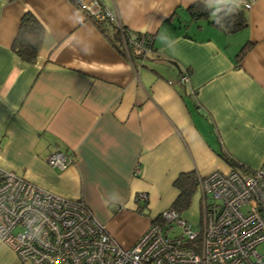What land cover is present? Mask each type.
Returning a JSON list of instances; mask_svg holds the SVG:
<instances>
[{"label": "crops", "instance_id": "obj_1", "mask_svg": "<svg viewBox=\"0 0 264 264\" xmlns=\"http://www.w3.org/2000/svg\"><path fill=\"white\" fill-rule=\"evenodd\" d=\"M100 1L123 28L153 37L142 66L129 61L121 34L123 53L68 0H0V168L82 201L130 247L172 205L179 174L232 170L220 151L248 172L262 167L264 0L232 34L212 17L190 21L192 0ZM25 13L45 32L35 64L11 49ZM55 148L72 156L63 171L45 162ZM0 264L31 263L0 241Z\"/></svg>", "mask_w": 264, "mask_h": 264}, {"label": "built area", "instance_id": "obj_2", "mask_svg": "<svg viewBox=\"0 0 264 264\" xmlns=\"http://www.w3.org/2000/svg\"><path fill=\"white\" fill-rule=\"evenodd\" d=\"M68 1L91 19L115 23L129 61L131 50L146 51L153 42L151 34L123 28L100 0ZM253 3L244 0L241 7ZM188 81L186 72L179 75V85ZM45 162L63 171L73 159L55 148ZM196 178L201 193L196 228L168 207L159 214L160 223H150L132 246L123 247L82 201L0 168V241L31 264H264L259 251L264 248V163L244 174L213 171ZM135 200H146V195L138 193ZM175 227L180 233L171 235Z\"/></svg>", "mask_w": 264, "mask_h": 264}, {"label": "trees", "instance_id": "obj_3", "mask_svg": "<svg viewBox=\"0 0 264 264\" xmlns=\"http://www.w3.org/2000/svg\"><path fill=\"white\" fill-rule=\"evenodd\" d=\"M213 7H221V5H209L208 9L206 10L205 6L200 4L199 2L193 3L187 8L189 20H209L212 17L210 23L222 29V31L226 34H232L240 30L241 28L246 27V17L244 15V9L242 7H240L233 15L227 18L224 27H221L213 22L214 17L211 14ZM92 21L97 26V28L105 34V36L109 37L114 47L118 49L117 43L120 37V32H118L116 25L113 22L105 19H92ZM109 28L113 30L114 35L112 34L108 36L107 31ZM124 33L125 36H127V33ZM44 37L45 32L42 25L31 13H25L20 19L19 28L16 36L13 39L11 49L21 62L26 64H35ZM152 44L153 42L150 44V46H148V49H146V51L138 50L136 52L135 50H131L132 61H136L137 64L142 66L143 60L152 50ZM121 53H123V50L121 51ZM243 54L244 49L240 51L238 58H241ZM181 73L182 72H180V74ZM218 155L227 165L232 168L233 171H241L245 173L248 172L244 166L240 165L235 160L230 158L225 152L220 151ZM173 187L177 191V196L170 207L174 208L178 213H180L182 209L187 207L191 193L195 189H197V178L193 172L181 173L173 181ZM136 204L138 205L137 211L142 213L144 216H148V212L144 210L147 206V200H137ZM150 223H160L159 215L153 218Z\"/></svg>", "mask_w": 264, "mask_h": 264}, {"label": "clouds", "instance_id": "obj_4", "mask_svg": "<svg viewBox=\"0 0 264 264\" xmlns=\"http://www.w3.org/2000/svg\"><path fill=\"white\" fill-rule=\"evenodd\" d=\"M193 3L199 2L208 9L209 4H220L221 7H213L212 15L214 23L224 27L227 18L233 15L244 3V0H192ZM118 203V202H117Z\"/></svg>", "mask_w": 264, "mask_h": 264}, {"label": "rangeland", "instance_id": "obj_5", "mask_svg": "<svg viewBox=\"0 0 264 264\" xmlns=\"http://www.w3.org/2000/svg\"><path fill=\"white\" fill-rule=\"evenodd\" d=\"M200 198L201 193L195 189L190 195L187 207L179 213L180 218L191 224L193 228H196L200 223ZM179 233L180 230L175 227L171 235H178ZM259 251L264 254V248H259Z\"/></svg>", "mask_w": 264, "mask_h": 264}, {"label": "water", "instance_id": "obj_6", "mask_svg": "<svg viewBox=\"0 0 264 264\" xmlns=\"http://www.w3.org/2000/svg\"><path fill=\"white\" fill-rule=\"evenodd\" d=\"M169 62H170V64L173 65L175 68H178V65H177L175 62H173V61H169Z\"/></svg>", "mask_w": 264, "mask_h": 264}]
</instances>
